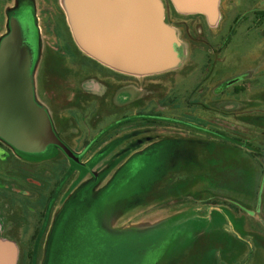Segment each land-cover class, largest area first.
<instances>
[{
  "label": "rangeland",
  "instance_id": "374dc122",
  "mask_svg": "<svg viewBox=\"0 0 264 264\" xmlns=\"http://www.w3.org/2000/svg\"><path fill=\"white\" fill-rule=\"evenodd\" d=\"M241 2L221 0L216 26L169 15L181 67L130 77L72 52L62 0H0V42L18 11L38 26L36 99L77 158L61 148L24 157L0 142L9 195L26 181L7 175L32 171L46 183L47 227L0 232L16 264L54 263L61 213L82 215L89 202L79 229L57 226L69 264H264V24L252 15L264 0L238 18Z\"/></svg>",
  "mask_w": 264,
  "mask_h": 264
},
{
  "label": "water",
  "instance_id": "95a60500",
  "mask_svg": "<svg viewBox=\"0 0 264 264\" xmlns=\"http://www.w3.org/2000/svg\"><path fill=\"white\" fill-rule=\"evenodd\" d=\"M172 2L180 13L203 12L208 16L210 25L216 24L218 0ZM62 3L68 22L73 26L75 8L70 1L64 3L62 0ZM129 3L142 10V35L138 49L135 40L123 41V57L128 54L135 60L138 55L147 64L149 59L158 56L160 64H154L149 70L142 69L143 74L162 72L177 64L178 56L172 49L176 42L174 29L163 20L160 0H123V10ZM26 23L13 15L9 32L0 42V139L27 154H41L56 146L77 160L58 137L48 112L35 101L32 71L36 59V36L35 29ZM16 262L17 250L13 242L0 239V264Z\"/></svg>",
  "mask_w": 264,
  "mask_h": 264
},
{
  "label": "crops",
  "instance_id": "0c3cea01",
  "mask_svg": "<svg viewBox=\"0 0 264 264\" xmlns=\"http://www.w3.org/2000/svg\"><path fill=\"white\" fill-rule=\"evenodd\" d=\"M63 1L64 3L70 1L72 3L71 5L73 6V9L75 8L74 9L75 17H73V26H70L69 22L68 24L75 40L79 44V47L81 48L83 53L87 57L103 64L111 71L122 73L130 77L133 76L155 77V76L163 75L165 73L176 71L181 67L183 57L181 50L179 48L180 44H179L178 32L165 20V7L162 0H160V4L163 13V20L166 24H168V26L174 29V35H175L174 37L176 38V42L173 43L172 49L174 53L175 52L177 53L178 63L168 67V69L165 71L158 73H148V74H143L141 72L142 69L149 70V67L152 68L154 64L156 65L160 64L158 56H154L151 59H149L147 64L146 62L143 63V61L139 58L138 55L135 60L132 58V55L126 54L124 55L125 58L123 57L124 40L126 41L135 40L136 49H138V42L140 39L139 37L142 35V23H143L142 10L138 6L129 3L125 6V9L123 10V0H63ZM198 1L195 0L194 3H197ZM220 2L221 0H218L217 2L218 17L216 19L215 26L219 24V20H220V12H219ZM191 14H198L205 16L208 20V16L203 12H196ZM132 48H133V43L131 44V49ZM173 62H175V58ZM32 74H33L34 98L37 104L43 107L36 99L34 69L32 71ZM45 110L47 111L46 108ZM0 142H3L4 144L8 145L6 142L2 141L1 139Z\"/></svg>",
  "mask_w": 264,
  "mask_h": 264
},
{
  "label": "flooded vegetation",
  "instance_id": "af4514ba",
  "mask_svg": "<svg viewBox=\"0 0 264 264\" xmlns=\"http://www.w3.org/2000/svg\"><path fill=\"white\" fill-rule=\"evenodd\" d=\"M162 2H163L164 7H165V20L168 21L169 15H172L171 4H173V2H172V0H162ZM23 11L24 10L18 11V13H16L15 15L20 17L21 19H23L26 22L28 20H30L31 18L33 19L30 12L23 13ZM186 16H189V17L193 16L195 18L203 20L204 22L207 21V18L205 16L198 15V14H186ZM222 18H223V16H222V14H220L219 24L221 23ZM65 21L67 23V27H68L69 33H70L71 43H72V47H73L72 52L73 53L76 52L77 54L79 52V53H82L83 55H85L83 53V51L81 50V48L79 47V44L75 40V38H74V36L70 30L66 12H65ZM37 29H38V26L36 24V29H35L36 59H35V65H34V74H35L36 69H37V62H38L39 54H40L39 31H37ZM45 58H46V56H45ZM89 59H91V58H89ZM91 61L94 62L95 64L100 65L101 67H103L105 69H108L103 64H101V63H99L93 59H91ZM2 145H1V147H2ZM3 147L8 151H12V152L17 153V154L24 156V157H25L24 154H27V153L17 151L15 149H13L12 147H10L9 145H6V146L3 145ZM8 151H7V154H4L6 157L9 154ZM28 164L34 165L32 162H28ZM12 168H14V167H12ZM26 169H32V167H26ZM8 170H10V168H8ZM14 172H16V171H14ZM1 173H2V171L0 170V176H1ZM21 174L22 175H7V177L9 179L18 178L22 182L24 180L26 181V182L22 183V185L25 186V189H23L19 186L16 187V188H18V190L15 189V191L19 192V196H17L18 198L15 196V194L9 195V192H6V191H12L14 186L11 185L12 186L11 187V186H8V184L5 185L4 183L0 182V232L5 231L6 229L12 233L23 232V231L30 232L33 228L35 229V231H40L43 227L44 228L47 227V198L43 199V196H42V192L46 191V183L38 181L35 177L36 174L32 171L21 172ZM40 177L43 178L42 175ZM0 179H1V177H0ZM33 182H34V184L39 186V189L34 188L32 186ZM9 187L12 190H9L10 189ZM55 189H56V192L54 194H52L53 197L57 196L61 192V190H63V187H62V185L57 186V187L54 186V188L52 190H55ZM4 201H6L7 203H4ZM86 205H87V207H85L83 204L82 210L84 211V213L82 215L80 214V211H78V210L76 211V209H74V208L70 212L69 218L67 217L68 214L63 213V212L61 213L59 220H58V224L55 227V236H54V241H53V244H54L53 247L54 248H53V252H52L54 254V263H52V264H69L66 261H68V260H70V258H72L71 255H69L70 257L69 256L68 257H62V256H60V254H58L59 249L57 248V245H58V242H57V240H58V232H57L58 229L57 228L58 227L57 226H59L61 224L64 228H66L67 226H69V227L71 226V227H76L79 229L83 223L87 222L88 214H90V202L87 203ZM22 213H23V215H22ZM17 215L21 217L22 222L24 221V224L21 223L20 218H18ZM78 224H81V225H78ZM77 258L79 261L80 258L78 255H77ZM70 264H73V263H70ZM77 264H79V263L77 262Z\"/></svg>",
  "mask_w": 264,
  "mask_h": 264
},
{
  "label": "trees",
  "instance_id": "16d2710c",
  "mask_svg": "<svg viewBox=\"0 0 264 264\" xmlns=\"http://www.w3.org/2000/svg\"><path fill=\"white\" fill-rule=\"evenodd\" d=\"M254 5V0H242L240 6H239V13L237 14L238 18H241L243 15H245L246 13H249L250 11H252V6ZM171 9H172V16L174 15H179L178 11L176 10L174 4H171ZM186 15V14H185ZM252 15L254 16V19L256 20V22H258L257 25H263L264 24V10H258V11H253ZM235 22V21H234ZM234 22L230 25V29L231 31H233L234 29ZM168 23V21H167ZM38 31V29H37ZM237 34V31H236ZM200 54L198 55V57H196V62L199 64H202L204 62V53L199 52ZM201 55V56H200ZM205 55L208 57V55L205 53ZM171 73V72H170ZM244 89L243 88H236V91L238 93L242 92ZM173 97H171V101H173ZM60 150L61 152H63L60 148L58 149L55 146H51L45 153L43 154H24V155H44L47 154L51 151L54 150Z\"/></svg>",
  "mask_w": 264,
  "mask_h": 264
}]
</instances>
